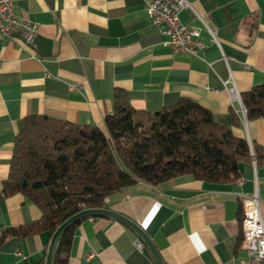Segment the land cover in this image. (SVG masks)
Instances as JSON below:
<instances>
[{
  "label": "crops",
  "instance_id": "obj_1",
  "mask_svg": "<svg viewBox=\"0 0 264 264\" xmlns=\"http://www.w3.org/2000/svg\"><path fill=\"white\" fill-rule=\"evenodd\" d=\"M11 1L37 31L31 45L0 38V187L26 116L104 130L116 88L127 93L131 107L150 112L189 98L219 125L264 147V118L246 119L240 99L264 81V0H187L216 31L217 43L200 57L174 54L164 45L167 37L146 11L152 0ZM179 17L199 25L189 8ZM239 171L233 183L188 175L159 185L139 182L108 197L107 209L137 223L163 264H236L243 256V197L258 195L264 222V162H242ZM40 216L21 194L2 198L0 234ZM137 241L118 220L87 218L74 229L67 264H156ZM49 243L47 233L9 238L0 246V264L45 263Z\"/></svg>",
  "mask_w": 264,
  "mask_h": 264
},
{
  "label": "trees",
  "instance_id": "obj_2",
  "mask_svg": "<svg viewBox=\"0 0 264 264\" xmlns=\"http://www.w3.org/2000/svg\"><path fill=\"white\" fill-rule=\"evenodd\" d=\"M248 120L264 118V81L240 96ZM237 125L235 118L233 121ZM104 130L45 115H29L17 133L0 199L21 194L41 211L29 224L4 229L9 238L47 233L51 239L68 218L86 209H107V198L142 182L159 185L188 175L208 183L240 179L242 162H264V147L219 125L189 98L158 111L131 107L114 89ZM59 237L51 264H67L74 229ZM45 254V251L43 252ZM37 264H45L43 258Z\"/></svg>",
  "mask_w": 264,
  "mask_h": 264
},
{
  "label": "built area",
  "instance_id": "obj_3",
  "mask_svg": "<svg viewBox=\"0 0 264 264\" xmlns=\"http://www.w3.org/2000/svg\"><path fill=\"white\" fill-rule=\"evenodd\" d=\"M185 8L192 11L199 25L180 20V12ZM146 11L153 24L161 27L167 37L164 45L174 54L200 57L209 45L217 43L215 29L187 0H152ZM36 31V23L18 15L11 0H0L1 39L18 38L24 44L31 45ZM203 32L206 39L202 37ZM229 92L233 99L240 100L234 87H230ZM240 213L243 238L239 248L243 256L236 259V264H264V222L260 213V199L256 193L242 198ZM137 247H141L140 241H137Z\"/></svg>",
  "mask_w": 264,
  "mask_h": 264
},
{
  "label": "water",
  "instance_id": "obj_4",
  "mask_svg": "<svg viewBox=\"0 0 264 264\" xmlns=\"http://www.w3.org/2000/svg\"><path fill=\"white\" fill-rule=\"evenodd\" d=\"M85 217H109V218H112V219H115V220L122 222L123 224H125L126 226L130 227L132 230L135 231V233L138 235L139 241L141 243H145L147 245V247L150 249V251H151V253L155 259L156 264H163L158 253H157V251H156V249L154 248L153 244L151 243V241L149 240V238L147 237L145 232L139 227V225H137V223H135L134 221L124 217L123 215L115 213L109 209H86V210H82L79 213L68 218L66 221H64L56 229V231L53 233V235L50 239V243H49L47 254H46L45 264H51L54 248H55V245H56L59 237L61 236V234L71 224H73L77 220H79L81 218H85Z\"/></svg>",
  "mask_w": 264,
  "mask_h": 264
},
{
  "label": "bare ground",
  "instance_id": "obj_5",
  "mask_svg": "<svg viewBox=\"0 0 264 264\" xmlns=\"http://www.w3.org/2000/svg\"><path fill=\"white\" fill-rule=\"evenodd\" d=\"M240 235H241V239H240V243H241L243 238V230H242L241 222H240Z\"/></svg>",
  "mask_w": 264,
  "mask_h": 264
}]
</instances>
